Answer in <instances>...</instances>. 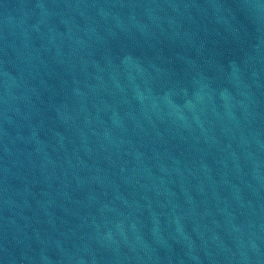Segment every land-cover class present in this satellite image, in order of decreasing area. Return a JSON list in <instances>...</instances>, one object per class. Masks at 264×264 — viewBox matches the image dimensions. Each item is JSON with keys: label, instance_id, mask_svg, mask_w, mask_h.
Wrapping results in <instances>:
<instances>
[{"label": "water", "instance_id": "obj_1", "mask_svg": "<svg viewBox=\"0 0 264 264\" xmlns=\"http://www.w3.org/2000/svg\"><path fill=\"white\" fill-rule=\"evenodd\" d=\"M0 264H264V0H0Z\"/></svg>", "mask_w": 264, "mask_h": 264}]
</instances>
